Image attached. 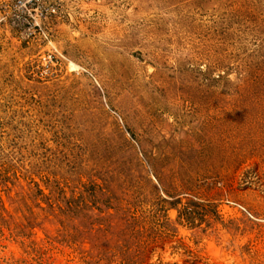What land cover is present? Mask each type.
<instances>
[{"label":"rangeland","instance_id":"374dc122","mask_svg":"<svg viewBox=\"0 0 264 264\" xmlns=\"http://www.w3.org/2000/svg\"><path fill=\"white\" fill-rule=\"evenodd\" d=\"M14 1L0 264H264V0Z\"/></svg>","mask_w":264,"mask_h":264},{"label":"built area","instance_id":"2783aa9c","mask_svg":"<svg viewBox=\"0 0 264 264\" xmlns=\"http://www.w3.org/2000/svg\"><path fill=\"white\" fill-rule=\"evenodd\" d=\"M38 1L39 0H37L36 2L34 0H15L14 4H11L12 7L9 4L4 6V10L6 13L4 18H10L13 24L17 25L24 31H27V35L29 37L35 36L38 31H43L44 33L43 26L40 23V20L46 19L48 17V14L57 12V7L55 5L43 7L39 4L37 10H39L41 7L42 8L36 14H33L32 10H34V8L32 7V5L35 3L37 4ZM49 57L53 58L54 56L49 54ZM241 208L246 213L251 215V213H249V211L245 207L241 206Z\"/></svg>","mask_w":264,"mask_h":264}]
</instances>
